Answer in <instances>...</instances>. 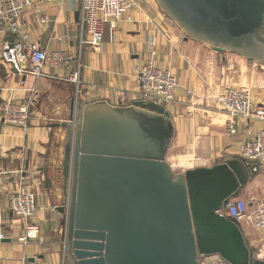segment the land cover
Listing matches in <instances>:
<instances>
[{
  "label": "crops",
  "instance_id": "obj_1",
  "mask_svg": "<svg viewBox=\"0 0 264 264\" xmlns=\"http://www.w3.org/2000/svg\"><path fill=\"white\" fill-rule=\"evenodd\" d=\"M30 2L21 17L22 33L47 55L60 53L69 60L66 66L44 64L40 76L20 74L2 59L4 46L14 38L0 34V264H68L62 239L65 213L59 211L66 208L60 167L67 131L62 125L74 123L83 104L107 101L128 106L140 101L137 70L152 53L153 64L171 72L179 85L174 102L167 106L174 137L166 161L173 171L240 159L238 147L248 134L240 123L235 135L226 132L228 116L218 101L223 85L220 53L187 38L156 0H135L114 30L105 23L98 47L84 43L79 1ZM21 63L22 69L29 68L28 54ZM74 73L75 83L69 80ZM254 83L253 88L239 89L250 92L254 106L264 105V76ZM9 100L28 106L26 130L3 123L2 109ZM261 127L264 124L256 122L250 129ZM18 192L35 197L37 209L31 219L11 213L10 200ZM239 198L249 212L264 207V167ZM30 226L35 238L26 237ZM240 226L255 258L264 262V231L255 229L250 219Z\"/></svg>",
  "mask_w": 264,
  "mask_h": 264
},
{
  "label": "water",
  "instance_id": "obj_2",
  "mask_svg": "<svg viewBox=\"0 0 264 264\" xmlns=\"http://www.w3.org/2000/svg\"><path fill=\"white\" fill-rule=\"evenodd\" d=\"M187 38L264 66V0H156ZM60 167L68 264H264L240 223L217 212L257 170L237 158L175 173L167 109L153 102L83 104Z\"/></svg>",
  "mask_w": 264,
  "mask_h": 264
},
{
  "label": "built area",
  "instance_id": "obj_3",
  "mask_svg": "<svg viewBox=\"0 0 264 264\" xmlns=\"http://www.w3.org/2000/svg\"><path fill=\"white\" fill-rule=\"evenodd\" d=\"M76 1L81 3V23L87 35L84 43L92 47H98L102 42V27L105 23L114 30L123 15L135 6V0ZM30 3V0H0V34L10 35L15 40L13 44L4 46L2 59L20 74L40 76L44 64L66 66L69 58L60 53L47 55L38 44L29 43L22 33L21 17ZM26 54L29 55V68L22 69L21 62ZM153 57L154 53L151 54L149 61L137 70L136 80L140 89V100L167 107L175 100L178 81L171 72L158 69L153 64ZM69 80L77 82V73L72 74ZM186 94H191V91H186ZM219 102L228 116L226 132L229 135L236 134L238 123L247 128L248 137L238 147V157L254 165V170L264 167V127L254 132L250 129L253 123L264 124V105L254 106L247 89H226L220 96ZM2 119L6 125L26 130L30 120L29 108L26 104L9 100L2 109ZM10 208L14 216L31 219L37 209L35 197L28 192L15 193L11 197ZM217 213L235 219L238 223L250 219L255 229L264 231V207L249 212L246 203L239 197L230 199L228 204ZM26 237H36V230L32 226L27 229ZM2 238L3 236L0 235V239ZM201 264L229 263L217 255H211L202 257Z\"/></svg>",
  "mask_w": 264,
  "mask_h": 264
},
{
  "label": "rangeland",
  "instance_id": "obj_4",
  "mask_svg": "<svg viewBox=\"0 0 264 264\" xmlns=\"http://www.w3.org/2000/svg\"><path fill=\"white\" fill-rule=\"evenodd\" d=\"M220 55L223 85L221 86V94L218 96V101L226 89L253 88L255 86L254 82L257 81L258 77L264 76V66L255 61H250L245 57L230 52H223ZM234 67L240 70L237 71ZM165 108L167 111L169 110V108ZM174 171L175 173H182L176 169Z\"/></svg>",
  "mask_w": 264,
  "mask_h": 264
}]
</instances>
